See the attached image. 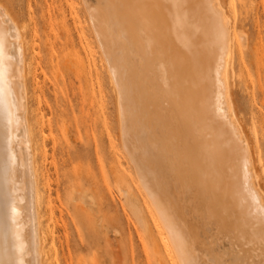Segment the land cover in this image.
<instances>
[{
  "label": "bare ground",
  "instance_id": "6f19581e",
  "mask_svg": "<svg viewBox=\"0 0 264 264\" xmlns=\"http://www.w3.org/2000/svg\"><path fill=\"white\" fill-rule=\"evenodd\" d=\"M82 1L156 249L169 264H264V194L231 101L220 0ZM21 29L0 2V264H43Z\"/></svg>",
  "mask_w": 264,
  "mask_h": 264
},
{
  "label": "rangeland",
  "instance_id": "374dc122",
  "mask_svg": "<svg viewBox=\"0 0 264 264\" xmlns=\"http://www.w3.org/2000/svg\"><path fill=\"white\" fill-rule=\"evenodd\" d=\"M0 2L23 29L29 63L43 264H169L155 247L83 1ZM220 2L235 36L231 101L264 194V0Z\"/></svg>",
  "mask_w": 264,
  "mask_h": 264
}]
</instances>
